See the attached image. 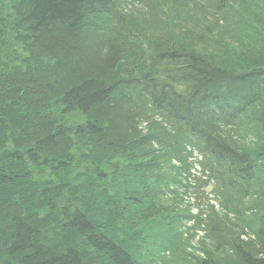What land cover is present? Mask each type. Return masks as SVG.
Returning a JSON list of instances; mask_svg holds the SVG:
<instances>
[{
	"label": "trees",
	"instance_id": "1",
	"mask_svg": "<svg viewBox=\"0 0 264 264\" xmlns=\"http://www.w3.org/2000/svg\"><path fill=\"white\" fill-rule=\"evenodd\" d=\"M0 264H264V0H0Z\"/></svg>",
	"mask_w": 264,
	"mask_h": 264
},
{
	"label": "rangeland",
	"instance_id": "2",
	"mask_svg": "<svg viewBox=\"0 0 264 264\" xmlns=\"http://www.w3.org/2000/svg\"><path fill=\"white\" fill-rule=\"evenodd\" d=\"M199 176H200L199 167L197 165H195L194 168L191 170V172H190V178L187 181H189L192 184V183L195 182V178L196 177H199ZM182 180L184 182L186 180V178H183ZM200 234H201V232H198L197 235H200ZM191 247H192L193 250L199 252L198 244L193 243Z\"/></svg>",
	"mask_w": 264,
	"mask_h": 264
},
{
	"label": "bare ground",
	"instance_id": "3",
	"mask_svg": "<svg viewBox=\"0 0 264 264\" xmlns=\"http://www.w3.org/2000/svg\"><path fill=\"white\" fill-rule=\"evenodd\" d=\"M214 205H215L216 208H218V207H217L218 205H217L216 203H214ZM194 210H195V208L192 207V209H190V212L193 213V214H195L196 211H194Z\"/></svg>",
	"mask_w": 264,
	"mask_h": 264
}]
</instances>
